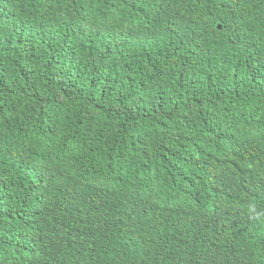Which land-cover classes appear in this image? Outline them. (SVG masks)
<instances>
[{"label": "trees", "instance_id": "16d2710c", "mask_svg": "<svg viewBox=\"0 0 264 264\" xmlns=\"http://www.w3.org/2000/svg\"><path fill=\"white\" fill-rule=\"evenodd\" d=\"M264 0H0V264H264Z\"/></svg>", "mask_w": 264, "mask_h": 264}, {"label": "clouds", "instance_id": "9594fccd", "mask_svg": "<svg viewBox=\"0 0 264 264\" xmlns=\"http://www.w3.org/2000/svg\"><path fill=\"white\" fill-rule=\"evenodd\" d=\"M247 210L252 214L253 219L264 223V210L257 209L255 203H249L247 205Z\"/></svg>", "mask_w": 264, "mask_h": 264}]
</instances>
